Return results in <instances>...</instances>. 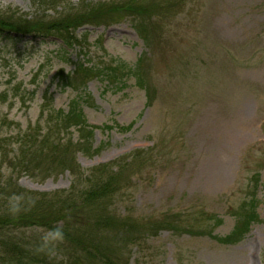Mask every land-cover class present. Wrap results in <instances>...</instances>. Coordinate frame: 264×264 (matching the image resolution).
<instances>
[{
    "label": "rangeland",
    "instance_id": "rangeland-1",
    "mask_svg": "<svg viewBox=\"0 0 264 264\" xmlns=\"http://www.w3.org/2000/svg\"><path fill=\"white\" fill-rule=\"evenodd\" d=\"M47 1L0 0V10L49 19L80 6ZM154 2L159 9L145 38L130 18L77 29L83 49L56 36L0 35V148L11 150L6 144L17 133L44 130L48 113L67 112L74 101L95 128L90 150L74 147L72 155L84 176L135 155L111 212L146 227L161 221L178 228L132 241L127 264H264V0ZM89 59L135 70L145 89L132 75L114 85L99 77L59 84L60 72ZM78 135L72 128L61 136L76 143ZM15 170L3 166V176L29 192L71 184L68 171ZM251 197L257 221L236 242L218 241L233 231L238 208ZM16 234L51 238L42 228Z\"/></svg>",
    "mask_w": 264,
    "mask_h": 264
},
{
    "label": "trees",
    "instance_id": "trees-1",
    "mask_svg": "<svg viewBox=\"0 0 264 264\" xmlns=\"http://www.w3.org/2000/svg\"><path fill=\"white\" fill-rule=\"evenodd\" d=\"M62 1L48 0L46 3L55 6ZM79 1L78 9L49 19L28 18L18 12L0 10V35L56 36L64 46L83 49L84 41L78 40L77 29L87 25L109 26L121 18H130L145 38L159 9L155 0H121L91 5L86 4L87 0ZM140 62L138 60L136 67ZM128 75L145 89L135 70L114 67L112 63H93L90 59L85 63L78 61L67 75L60 72L58 82L63 87H73L76 79L79 85H84L88 79L99 77L106 85H114ZM129 127L118 128L127 130ZM72 128L79 134L76 143L70 137L61 136ZM101 128L112 129L108 125ZM94 129L86 124L78 104L72 101L67 112L48 113L44 130L17 133L6 144L14 145L11 150L0 148V264H127L124 253L132 241L156 234L163 228L177 233L175 225L156 221L146 227L142 221L111 212L112 200L127 187L128 179L124 178L123 172L135 155L121 160V164L116 161L112 165L96 166L84 176L72 155L76 149L90 150L88 142ZM3 166L19 173L36 171L42 175L68 171L71 184L67 190L50 194L29 192L21 188L14 177H4ZM256 207L255 197L242 203L233 231L218 241L236 242L249 225L257 221ZM33 228L44 229L51 238L45 240L40 236L16 234Z\"/></svg>",
    "mask_w": 264,
    "mask_h": 264
}]
</instances>
